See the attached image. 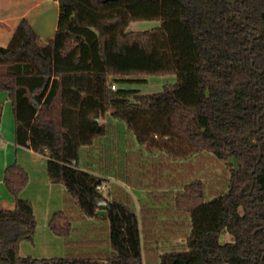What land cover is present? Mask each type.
<instances>
[{
	"label": "trees",
	"instance_id": "obj_1",
	"mask_svg": "<svg viewBox=\"0 0 264 264\" xmlns=\"http://www.w3.org/2000/svg\"><path fill=\"white\" fill-rule=\"evenodd\" d=\"M57 1L52 41L43 43L23 18L0 46V91L13 101L17 143L47 155L50 180L66 187V208L49 227L65 237L67 253H20L38 221L33 202L20 196L30 175L15 162L5 170L16 205L0 207V264H264V0ZM142 19L165 23L129 29ZM151 74H175L177 82L132 100L112 88L113 79ZM110 111L141 143L175 137L228 171L226 188H213L209 199L208 184L187 166L192 159L137 164L154 182L182 184L166 213L190 219L185 249L151 257L148 243L160 230L153 209L139 211L121 185L106 196L99 186L107 178L81 167L82 151L113 126L101 122ZM85 217L103 221L104 237L71 238L74 220ZM225 232L232 241H221Z\"/></svg>",
	"mask_w": 264,
	"mask_h": 264
},
{
	"label": "rangeland",
	"instance_id": "obj_2",
	"mask_svg": "<svg viewBox=\"0 0 264 264\" xmlns=\"http://www.w3.org/2000/svg\"><path fill=\"white\" fill-rule=\"evenodd\" d=\"M164 23V20L158 19L135 20L130 21L129 29L143 31ZM4 67V65H0V73L5 72ZM175 82H177L175 74L138 75L128 79H113L115 87L112 85V88L114 90H124L121 93L122 98L124 100H132L134 93H156L162 91L166 84ZM110 113L111 111L101 119V122H110L113 126L110 127L105 137L100 140V145L96 144L82 151L81 167L106 176L107 182L101 187L106 196L110 197L109 192L115 190V184L121 185L130 193L133 203L139 211L143 206L153 209V213L157 215L155 221L159 223L160 230L156 228L154 232L157 234L152 235L153 237L149 240L148 247H151L152 250L148 254L151 257H154L156 253L172 249H185L187 235L190 232V227L187 223L190 222V219L188 220L186 216H170L166 213V209L174 204L173 198L177 191L182 188V184L171 185L168 180L164 179H160L159 183L154 182V175L148 174L147 177H144L142 170L137 168V164H144V161L148 164L153 161H162L164 156L165 159L168 157L170 160L188 161L192 159L187 163V166L200 175L199 177L205 180L206 185L208 184L206 196L209 199L214 196L213 188L216 190L226 188L229 177L228 171H226L223 164L219 163L216 165V162L209 160L208 157L206 159L200 157L188 144L175 137H161L159 134H155L154 142L146 141L141 143L134 132L128 129V124L124 120L114 118ZM134 152H137L140 158ZM128 153H133V155H127ZM129 180H133V183L129 182ZM53 188L49 191L43 184H34L31 188V193H27L25 196L33 202L38 225L34 239L22 241L20 246L22 255L56 257L67 253L65 237L53 233L49 227V219L52 214L55 211L66 208V202L63 200L66 187L63 183H55ZM164 220L170 221V223L176 220L177 225L171 230H161L164 225L161 221ZM182 220H186L184 225L181 223ZM73 225L75 231L71 234L72 239H77L85 234H88L92 239L102 238L105 235L103 230L104 223L98 217L76 219ZM97 227L98 229L94 231ZM232 240L233 237L228 232L221 235L222 242ZM150 256L147 255L146 259L152 260Z\"/></svg>",
	"mask_w": 264,
	"mask_h": 264
},
{
	"label": "crops",
	"instance_id": "obj_3",
	"mask_svg": "<svg viewBox=\"0 0 264 264\" xmlns=\"http://www.w3.org/2000/svg\"><path fill=\"white\" fill-rule=\"evenodd\" d=\"M23 18L29 20L43 43H49L55 38L58 29L59 2L57 0H0V46L5 47L10 44ZM0 65H4V71H6V64ZM0 103V207L12 209L16 205V198L5 183V170L11 164L20 163L30 175L29 184L20 193L23 198L30 199L25 196L31 193L34 184H43L47 190L51 191L55 183L48 175V156L17 143L13 101L7 91H0ZM105 135L97 138L93 146L100 145V140ZM65 191L63 200H65ZM168 208L174 212V204Z\"/></svg>",
	"mask_w": 264,
	"mask_h": 264
},
{
	"label": "built area",
	"instance_id": "obj_4",
	"mask_svg": "<svg viewBox=\"0 0 264 264\" xmlns=\"http://www.w3.org/2000/svg\"><path fill=\"white\" fill-rule=\"evenodd\" d=\"M113 87H115V85L113 84ZM102 186H99V188H101Z\"/></svg>",
	"mask_w": 264,
	"mask_h": 264
},
{
	"label": "water",
	"instance_id": "obj_5",
	"mask_svg": "<svg viewBox=\"0 0 264 264\" xmlns=\"http://www.w3.org/2000/svg\"><path fill=\"white\" fill-rule=\"evenodd\" d=\"M254 144H255V141H254Z\"/></svg>",
	"mask_w": 264,
	"mask_h": 264
}]
</instances>
